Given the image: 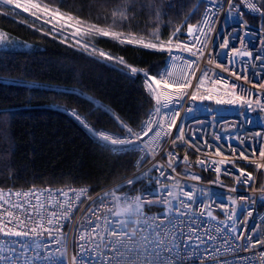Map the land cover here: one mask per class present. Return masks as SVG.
<instances>
[{
    "label": "trees",
    "instance_id": "trees-1",
    "mask_svg": "<svg viewBox=\"0 0 264 264\" xmlns=\"http://www.w3.org/2000/svg\"><path fill=\"white\" fill-rule=\"evenodd\" d=\"M40 1L96 29L134 33L163 45L195 25L203 6L201 0ZM246 19L264 30V18L247 14ZM0 29L32 45L0 50V78L27 85L0 83V187L73 183L95 191L132 172L135 154H112L76 114L93 128L120 132L125 124L135 129L156 99L144 74L129 78L130 68L119 61L155 75L166 51L87 33V42L113 57L107 60L100 51L61 38L3 6Z\"/></svg>",
    "mask_w": 264,
    "mask_h": 264
},
{
    "label": "built area",
    "instance_id": "built-area-1",
    "mask_svg": "<svg viewBox=\"0 0 264 264\" xmlns=\"http://www.w3.org/2000/svg\"><path fill=\"white\" fill-rule=\"evenodd\" d=\"M252 3H259L257 0H250ZM236 9L229 12L228 5L224 4L223 8H218L215 11V19L210 24H204V21L211 15L208 12V6L203 3L201 13L198 21L194 25L195 29L212 28L210 33L211 39L216 38L217 33H221V38L215 45L212 44L211 39L207 42V46L203 48V55L191 56L188 52L178 48V45L188 43L191 37L188 31L178 36L173 40L164 43L166 51V61L161 67L159 72L153 75L154 80L160 81L159 85L153 83L156 96L175 97L178 93L174 85L180 82L191 81L189 87L186 89L188 97L193 93L197 95H208L224 97L229 99L226 92L231 89H225L222 85H213L211 79L206 78L205 83L197 89L200 83V78L204 76V70H207L208 77L220 79L223 77L228 83L238 85L236 94L246 92L247 96L255 99L257 94L264 102V91L258 88H253L254 83H264V75L257 81L253 76L254 65L253 61L257 53L264 55L261 50V44L264 43V30L259 26L250 23L246 19V15L250 14L256 17H261L259 13L252 12L248 9L245 3L241 0H234ZM263 11V10H262ZM248 25L247 31L250 33L244 37L245 29L243 23ZM232 33L236 36L229 43L228 49L221 50L219 45L223 43V39L227 38ZM196 34L203 35L197 32ZM252 34H258L253 38ZM242 40L244 41L242 43ZM199 46V42L194 41ZM191 46V45H190ZM215 49V51H214ZM253 51V57H240L235 58L226 56V52L233 50ZM171 50V51H169ZM196 51V48H193ZM217 53H220L217 57ZM177 57V58H170ZM187 60H196V65L188 68ZM234 59V66L229 63ZM242 62H247L249 79L245 81L242 71ZM220 63L222 67H228L229 71H222V68H217L215 65ZM235 70L241 76L237 80L231 72ZM195 72V76L187 75ZM165 84L173 85L172 87H165ZM196 104L198 107L191 111V106ZM157 101L148 109L140 124L135 128L123 125V130L116 132L106 128H93L84 119V117L76 114L81 120L86 123L92 133L98 139L102 140L105 135L111 138L124 137L127 134L128 128H131L133 133L139 134L144 140L142 145L143 150L135 152L128 150L124 152H113L111 149L119 148L121 145L111 144V139L106 142L109 145L112 154H126L134 153L135 158L133 161L134 170L119 179L93 191L88 184H65V185H31L27 187H0V203L4 200L11 199L17 201L23 198V193L31 194L33 192L41 197V201L46 205L51 203L57 205L56 211H61L59 205L63 204L68 209L67 218L63 219L61 223L55 224L59 228V232H53L54 236H58L60 243L52 245V251L57 256H63L65 264H73V257L78 255L81 251L79 248L80 236L82 234V225L88 222L91 217L95 219L93 210H96L98 215H109L111 217H118L120 220H125L129 213L123 210L129 206L131 201L140 198L141 209L147 216H157L160 212L167 211V205L164 203L148 204L147 201L155 200L158 197L175 199L177 204L180 200L187 201L188 198L183 193H189L193 199L188 201V211L199 214L201 210L204 211V217L207 218V211L211 210L213 216L216 217L211 225L220 224L223 231L224 225H229L235 220L233 209L240 210L243 206V214L239 217L238 223L235 225L237 235L243 232L244 236L236 240V244H243L244 240L251 235V242L249 250H240L232 252L228 245L221 243L222 255L218 259L222 262L223 259L237 260V264H248V258L254 261V264H261V254H264V243L257 241H264V167L257 168V164L264 165V157H260L259 152L264 150V111L245 110L246 106L240 104H217L215 100H204L193 102L188 98L183 101V106L176 105V109L180 112V117H173L176 119V126L171 130L170 135L157 137L155 131H150L148 127L149 113L154 114L156 120L163 121L164 131L168 130L170 120L157 113ZM191 111L190 116H185V113ZM143 126L144 132H141ZM152 128L159 131L156 123L151 125ZM183 129L184 141L179 140ZM261 133L257 136V133ZM147 133V135H144ZM195 133L197 137L196 144L200 147V151L196 147H189V141ZM219 137V139H217ZM241 137L244 139V147L255 149L249 151L248 160L239 158V151L235 154L229 148V144L239 148V140ZM176 141L174 144L173 141ZM207 141V145L204 141ZM217 146L222 149V155L216 156L215 152ZM169 153H173L179 162H173V167H169V161L172 157ZM185 155L188 160L185 161ZM225 156L229 160H235V166L231 163L220 165L222 168L221 173H216L214 168ZM205 160L204 167L199 166L196 161ZM227 168L231 174H225L223 169ZM207 169V170H205ZM237 169H242L246 173H251L252 179L247 184L238 182L237 177L240 175ZM160 170H163L165 175H160ZM187 173V175H185ZM192 176L200 177L199 180H193ZM135 179L134 183H129L130 180ZM246 179V177H241ZM123 185V188L120 186ZM166 189L162 191L161 189ZM239 188L240 191L234 189ZM147 189H155L157 195L151 196L146 193ZM169 192L174 193L173 197H169ZM20 193L18 197L16 194ZM49 193H63L67 195L49 196ZM11 194V195H10ZM223 197V203H220V198ZM99 197H104V203H94ZM32 203L35 204V197H31ZM232 200L236 203L232 204ZM71 202V203H70ZM227 210V213H226ZM251 212V216H249ZM45 217L50 215L42 213ZM228 215L233 216V220L228 219ZM133 219L136 217L133 215ZM39 224V232L42 234L43 239H49L48 232L44 231L50 228L47 224V219H41L36 216L35 219L29 222L28 227H36ZM132 229H129L131 232ZM115 238V237H114ZM139 239V237H138ZM171 237H169V240ZM224 239H233L225 236ZM255 245V247H252ZM240 257H244L241 260ZM197 264H203L202 261H197Z\"/></svg>",
    "mask_w": 264,
    "mask_h": 264
},
{
    "label": "snow or ice",
    "instance_id": "snow-or-ice-1",
    "mask_svg": "<svg viewBox=\"0 0 264 264\" xmlns=\"http://www.w3.org/2000/svg\"><path fill=\"white\" fill-rule=\"evenodd\" d=\"M202 3H206L208 6V12L211 14L208 19L204 21V24H210L213 19H215V11L218 8H223L224 4L228 5V10L231 12L236 9V4L234 0H201ZM242 3H245L246 7L252 12L259 13L262 18H264V0L257 5V3H252L250 0H241ZM3 5H14L15 8L21 9L23 12L30 13L31 16L35 17L36 20H41L43 23L51 24L55 28V24L59 23L61 19H64L59 11H53L49 9L46 5L42 6L38 3H31L29 6H24L18 0H0V6ZM170 6V5H169ZM51 17V19H48ZM55 22V23H54ZM245 29L244 37H247L248 25L246 22L243 23ZM179 32V30H177ZM197 32L203 33V35L196 34ZM212 28L205 30L204 28L195 29L193 25L188 26V34L191 39L188 43L178 45L177 47L182 49L185 52H188L191 56L203 55V48L207 46V42L211 39L210 33ZM101 35L107 37L109 32L105 31L100 33ZM177 33H174L175 37ZM221 33L216 34L215 39H211L213 45L221 38ZM253 38H256L258 34H252ZM236 36L235 33H232L227 38L223 39V43L219 45L221 50L228 49L229 43ZM194 41L199 42L197 46ZM244 41L242 40V43ZM121 43L126 44H135L136 42L129 39L126 41H121ZM191 45V46H190ZM16 44L9 45H0V50H10L13 47H18ZM86 47V45H81ZM144 48L155 49L157 45L154 43L143 44ZM193 48H196V51H193ZM261 50L264 51V43L261 44ZM171 51V50H169ZM215 51V49H214ZM253 51H241L233 50L231 52H226L225 55L235 58L240 57H253ZM220 53H217V57ZM100 56L104 57L107 60H112L113 57L104 52L99 53ZM170 58H177L172 57ZM180 59H186L179 57ZM121 65L128 67L125 64V61L121 59L119 61ZM196 60H187L186 64L188 68H192L196 65ZM230 64L234 66L235 60L232 59L229 61ZM242 71L245 75L243 79L247 81L248 76V67L247 62H242ZM254 70L253 76L257 81L260 80L261 76L264 75V55L257 53L255 55L254 61ZM217 68H222V71H229L228 67H222L220 63L215 65ZM121 71H123L121 69ZM133 76L129 78H134L135 75H138V69L136 67H131L130 69ZM123 74L128 75L127 72ZM195 76V72L190 74ZM231 75L235 76L237 80L241 79L239 73L235 70L231 72ZM146 79H152L148 76L147 73H144ZM211 79L213 85H222L225 89H231V91L226 92V95L230 97L225 99L224 97L214 96L211 94L208 95H197L193 93L188 97L186 89L189 87L191 81L180 82L174 85L178 95L175 97L167 96L160 97L156 96L157 101V113L162 114L163 117L168 118L170 123L168 124V130L164 131L163 121L156 120L154 114L149 113V123L148 127L150 131H155L157 137L170 135L171 130L176 126V119L173 117H180V112L176 109V105L183 106V101L185 98L190 99L193 102L204 101V100H215L217 104H240L245 107V110H259L264 111V102H262L259 94H257L255 99H252L247 96L246 92L241 94H236V89L238 85L234 83H228L223 77L220 79H214L208 77L207 70H204V76L200 78V83L197 85V89L205 83V79ZM0 83H8L16 86H27L22 80H10L5 81L0 78ZM153 83L159 85L160 81L154 80ZM173 85L165 84V87H172ZM253 88H258L260 91H264V83H254ZM66 93L71 94L73 90H64ZM95 103V101H90ZM99 108L103 109V105H98ZM198 107L196 104L191 106V111H194ZM191 111L185 113V116H190ZM5 113H10V110H3ZM77 119H81L77 116ZM153 123L157 124V127L160 128L159 131L152 128ZM85 128L89 126L85 123ZM179 131L181 135L179 136L180 141H184L183 129L180 128ZM141 132H144L143 126L141 127ZM147 135V133H144ZM257 136H260L261 133H257ZM111 139V144L121 145L119 148L111 149L113 152H124L131 150L133 152L137 150H143L142 145L144 140L139 134L133 133L131 128H128L127 134L124 137H115L111 138L108 135L102 137L104 144ZM219 139V137L217 138ZM197 137L195 133L192 136V140L189 141V147H196L197 151H200V147L196 144ZM175 144L176 141L174 140ZM204 144L207 145V141H204ZM241 145L239 148L229 144V148L232 153L239 151V158L248 160V152L255 151L253 148L244 147V139L241 137L239 140ZM12 152L15 151V147L11 149ZM216 156L222 155V149L217 146L215 152ZM260 157H264V150L259 152ZM169 156L172 159L169 161V167H173V162L176 163V167L179 166V162L173 153H169ZM184 160H188V156L185 155ZM196 163L204 167L206 164L205 160L198 159ZM227 163L233 164L235 166V160H229L227 156L221 159L215 165V172L221 173L222 168L220 165ZM257 168L264 167V165L257 164ZM207 170V169H205ZM175 171V167H173ZM225 174H231L230 171L225 168L223 169ZM240 175L237 177V180L241 184H247L251 179V173H246L242 169H237ZM160 175L163 177L165 175L163 170H160ZM187 175V173H185ZM241 177H246V179H241ZM193 180H199L200 177L192 176ZM135 179L130 180L129 183H134ZM123 188V185L120 186ZM162 191L166 189H161ZM235 191H240L239 188L234 189ZM146 193L151 196H156L155 189H147ZM11 195V194H10ZM18 197L21 196L20 193L16 194ZM67 195L63 193H49V196H60ZM184 196L188 198L187 201L180 200V203L177 204L175 199H168L158 197L155 200L147 201L148 204H159L164 203L167 205V211L160 212L157 216H147L144 214L141 209L139 197L136 200L131 201L129 206L123 211L129 213L125 220H120L118 217H111L109 215H98L96 210H93V215L95 219L91 217L88 219V222L82 225V234L80 236L79 248L81 249L80 253L74 256L73 264H197V261H202L203 264H237L235 258L223 259L221 262L218 257L222 255L221 252V243L228 245L229 249L232 252H238L240 250H249V245L251 242V235L244 240L243 244H236L235 241L241 239L244 234L243 232L237 235L235 230V225L239 221V217L243 214V206L240 210L233 209L235 214V220H233L232 215H228L229 220H233L232 224L224 225L223 231L221 230L220 224L211 225L212 221L216 220V217L213 216L211 210L207 211V218L204 217V211L201 210L199 214L195 212H189L188 201L193 199L192 195L189 193H183ZM174 193L169 192V197H173ZM31 197H35L36 203H32ZM29 196V193H23V198L18 199L17 201H12L10 198L4 200L3 203H0V264H65L63 256H57L52 251V245L59 244L60 240L58 236H54L53 232H59V228L55 227V224H59L63 219L67 218L68 209L60 204L59 207L61 211L57 212V205L55 204H45L41 201V197L36 195L35 192ZM71 203V202H70ZM94 203H104V197H99ZM220 203H223V197L220 198ZM236 201L232 200V204H235ZM50 215L45 217L42 213H48ZM227 213V210H226ZM133 215L136 219H133ZM36 216L40 218L47 219V224L53 227L46 228L44 231L48 232L49 239H43L42 234L39 232V224L36 227H28L29 222L33 221ZM251 216V212H249ZM132 229L129 232V229ZM225 236L231 237L233 239H224ZM115 237V238H114ZM139 237V239H138ZM169 237L171 239L169 240ZM258 243H264V241H257ZM255 247V245H252ZM241 260H244V257H240ZM248 264H254V261L251 258H248ZM261 264H264V254H261Z\"/></svg>",
    "mask_w": 264,
    "mask_h": 264
},
{
    "label": "rangeland",
    "instance_id": "rangeland-1",
    "mask_svg": "<svg viewBox=\"0 0 264 264\" xmlns=\"http://www.w3.org/2000/svg\"><path fill=\"white\" fill-rule=\"evenodd\" d=\"M18 2H20L24 6H29L31 3H38V4H41L42 6L46 5L49 9L53 10L50 6H48L47 4H45L44 2H42L40 0H18ZM3 7L9 8V9L17 12L18 14L24 16L25 18L32 20L33 22L39 24L40 26H42V27L52 31L53 33L59 35L61 38L69 39L79 46L86 45V47H83V48H87L90 50H97L100 52H104V51L98 50V48H96L94 45L87 42L84 39L85 35L87 33H98V34H100V33L105 32V31L109 32L110 37H113L119 41H126V40L131 39V40L135 41L136 44H139L141 46H143V44H146V43H154L157 45L158 49L165 50L164 49L165 46L162 43H158L155 40H152L150 38L142 37V36L136 35L134 33H129V32L127 33L124 31H117V30L111 31V30H107V29H96L94 27L83 24L79 20H75L73 17H71L70 15L65 14V13L59 12L64 19H61L59 21V23H56L55 28H54L53 25L43 23L41 20H36L35 17L30 15V13L23 12L21 9L15 8L14 5H3ZM53 11H55V10H53ZM48 19H51V17H48ZM13 43L16 45H19L18 47H13V48L31 47L32 46L30 43H27V42H24L18 38H15L12 35H10L7 32L0 29V45H9V44H13ZM104 53H106V52H104ZM126 65H128V67L130 69H131V67H134V66H131L127 63H126ZM136 68L138 69V72H142L143 74L147 73L148 76L152 78V79H146L144 76L145 84L147 83L146 87H147L148 91L153 96L156 97L155 88L153 85V74L148 73L146 70H144L142 68H138V67H136Z\"/></svg>",
    "mask_w": 264,
    "mask_h": 264
},
{
    "label": "bare ground",
    "instance_id": "bare-ground-1",
    "mask_svg": "<svg viewBox=\"0 0 264 264\" xmlns=\"http://www.w3.org/2000/svg\"><path fill=\"white\" fill-rule=\"evenodd\" d=\"M163 44V43H162ZM147 84V83H146Z\"/></svg>",
    "mask_w": 264,
    "mask_h": 264
}]
</instances>
